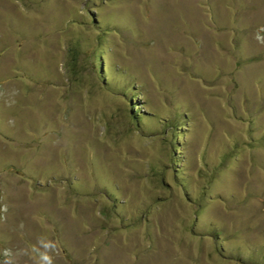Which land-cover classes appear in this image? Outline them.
I'll return each mask as SVG.
<instances>
[{
	"label": "rangeland",
	"instance_id": "rangeland-1",
	"mask_svg": "<svg viewBox=\"0 0 264 264\" xmlns=\"http://www.w3.org/2000/svg\"><path fill=\"white\" fill-rule=\"evenodd\" d=\"M5 204L0 253L264 264V0H0Z\"/></svg>",
	"mask_w": 264,
	"mask_h": 264
},
{
	"label": "clouds",
	"instance_id": "clouds-1",
	"mask_svg": "<svg viewBox=\"0 0 264 264\" xmlns=\"http://www.w3.org/2000/svg\"><path fill=\"white\" fill-rule=\"evenodd\" d=\"M7 205L0 207V212L7 213ZM0 219H3L0 216ZM0 255L3 256L2 264H18L19 257H26L30 264H57L60 256L59 244L47 233H41L36 237L35 243L30 247L13 251L5 248Z\"/></svg>",
	"mask_w": 264,
	"mask_h": 264
},
{
	"label": "trees",
	"instance_id": "trees-1",
	"mask_svg": "<svg viewBox=\"0 0 264 264\" xmlns=\"http://www.w3.org/2000/svg\"><path fill=\"white\" fill-rule=\"evenodd\" d=\"M134 110H135V112H134V116H133V118L134 119H140L141 117H139V116H141L140 114L142 113L141 111H138L136 108H133Z\"/></svg>",
	"mask_w": 264,
	"mask_h": 264
}]
</instances>
